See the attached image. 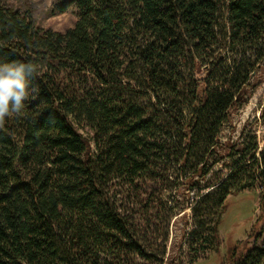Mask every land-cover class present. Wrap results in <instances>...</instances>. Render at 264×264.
Instances as JSON below:
<instances>
[{"label":"trees","instance_id":"trees-1","mask_svg":"<svg viewBox=\"0 0 264 264\" xmlns=\"http://www.w3.org/2000/svg\"><path fill=\"white\" fill-rule=\"evenodd\" d=\"M69 11L58 32L0 0V62L40 66L0 128V264H162L126 205L150 216L179 181L219 215L264 175V103L261 140L220 138L264 74V0H52Z\"/></svg>","mask_w":264,"mask_h":264},{"label":"rangeland","instance_id":"rangeland-1","mask_svg":"<svg viewBox=\"0 0 264 264\" xmlns=\"http://www.w3.org/2000/svg\"><path fill=\"white\" fill-rule=\"evenodd\" d=\"M1 1L21 12H30L38 26L53 31L64 32L76 21L71 11L51 15L52 0ZM261 75L247 103L233 115L231 125L221 130L222 141L229 136L236 140L243 128L245 134L255 133L261 140L263 129L254 121L264 103V74ZM79 133L85 138L92 137L86 128L79 129ZM227 173L222 169L220 177ZM172 183L171 190L177 200L173 205L156 204L150 216L137 204L126 205L136 214L142 227L139 236L147 250L162 259V264H239L254 247H264V175L245 190L228 195L219 215L214 208V197L199 200L211 189L197 188L186 194L179 181ZM197 193L201 195L197 197ZM129 197L131 202L133 196Z\"/></svg>","mask_w":264,"mask_h":264},{"label":"clouds","instance_id":"clouds-1","mask_svg":"<svg viewBox=\"0 0 264 264\" xmlns=\"http://www.w3.org/2000/svg\"><path fill=\"white\" fill-rule=\"evenodd\" d=\"M39 67L32 62H0V128L5 126L6 118L21 114L25 101L39 92L30 79Z\"/></svg>","mask_w":264,"mask_h":264}]
</instances>
